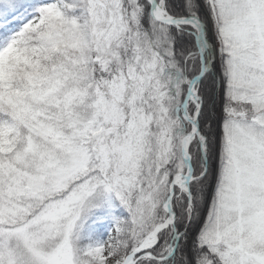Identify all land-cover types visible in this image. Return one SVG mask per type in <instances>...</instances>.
I'll return each instance as SVG.
<instances>
[{"label": "snow or ice", "instance_id": "obj_1", "mask_svg": "<svg viewBox=\"0 0 264 264\" xmlns=\"http://www.w3.org/2000/svg\"><path fill=\"white\" fill-rule=\"evenodd\" d=\"M0 264H264V0H0Z\"/></svg>", "mask_w": 264, "mask_h": 264}]
</instances>
